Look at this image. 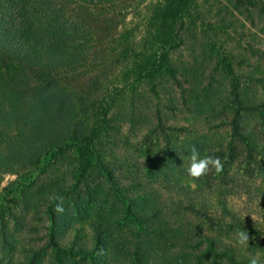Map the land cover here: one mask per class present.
Returning a JSON list of instances; mask_svg holds the SVG:
<instances>
[{
    "label": "trees",
    "instance_id": "obj_1",
    "mask_svg": "<svg viewBox=\"0 0 264 264\" xmlns=\"http://www.w3.org/2000/svg\"><path fill=\"white\" fill-rule=\"evenodd\" d=\"M72 1L97 6L117 0ZM194 2L156 6L154 43L126 65L125 77L133 76L128 86L162 75L176 80L169 53L182 44L180 26ZM91 38L80 16H66L49 0H0V171H24L10 183L20 194L21 214L3 202L11 185L0 192V264H249L251 256L236 255L191 217L211 232L253 230L225 199L233 182L229 174L243 170L264 177V101L245 102L235 86L224 110L210 109L213 118L232 113L229 135L203 145L193 140V146L223 167L217 172L210 166L197 178L185 166L186 176L196 180L193 188L173 181V167L182 166L173 163L176 146L168 140L162 156L142 163L146 177L179 195L174 206L184 221L164 218L149 180L136 172L125 175L99 148L102 135L108 138L106 128L115 126L110 122L127 113L112 115L107 103L101 110L89 107L60 80L87 63ZM247 117L257 128L242 124ZM183 143L188 151L189 142ZM73 156L70 169L54 170ZM214 196L221 213L203 205ZM57 204L63 211H56ZM30 213L38 223L26 222ZM40 229L43 237L25 236Z\"/></svg>",
    "mask_w": 264,
    "mask_h": 264
},
{
    "label": "rangeland",
    "instance_id": "obj_2",
    "mask_svg": "<svg viewBox=\"0 0 264 264\" xmlns=\"http://www.w3.org/2000/svg\"><path fill=\"white\" fill-rule=\"evenodd\" d=\"M49 1L62 8L68 17L80 16L92 36L87 63L77 74L64 75L60 79L62 84L89 107L101 110L107 103L112 115L119 111L127 113L110 122L115 126L102 132L108 138L102 135L103 144L100 147L98 144L105 158L115 159L125 175L136 172L144 177L146 170L142 163L162 156L168 140L176 146L173 163L182 166L173 167L170 173L173 181L193 188L196 180L185 174L193 147L198 150L193 140L203 145L227 138L230 132L232 113L221 112L222 116L213 118L208 116L210 109L224 110L235 86L245 102L264 101V0H195L180 26L182 44L169 53V60L176 67V80L162 75L154 83H133V89L126 83L133 77H125L130 67L126 65L154 43L155 8L165 0H117L97 6L72 0ZM194 95L199 96L200 105L193 99ZM242 124L257 128L252 117L244 118ZM185 141L190 144L188 151L183 147ZM73 161L74 156L62 158L54 170L67 171ZM22 173L0 171V192ZM229 175L233 182L226 192V207L238 212L245 224L253 228L248 233L249 244L237 243L238 231L211 232L196 217H191L192 223L200 225L205 233L214 235L225 246L233 247L236 255L255 256L259 264H264V177L243 170ZM145 178L161 201L163 217L184 221L174 206L179 195L164 188L160 180ZM14 188L11 185L5 192L3 202L8 210L14 208L20 213L21 205L17 203L20 194ZM203 202L221 213L216 196ZM32 216L26 214V222L38 223V217ZM44 234L41 229L29 230L25 236L38 238Z\"/></svg>",
    "mask_w": 264,
    "mask_h": 264
},
{
    "label": "clouds",
    "instance_id": "obj_3",
    "mask_svg": "<svg viewBox=\"0 0 264 264\" xmlns=\"http://www.w3.org/2000/svg\"><path fill=\"white\" fill-rule=\"evenodd\" d=\"M210 166H214L217 172L222 171L223 165L218 158H213L211 156L201 157L199 152L193 147L190 156V164L187 168V172L192 177H201L205 175ZM56 211H63L60 204H57ZM237 243L241 246H247L249 243V235L247 231H239L236 233ZM249 264H259L258 259L253 256L249 260Z\"/></svg>",
    "mask_w": 264,
    "mask_h": 264
}]
</instances>
